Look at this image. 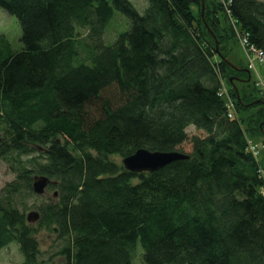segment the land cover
<instances>
[{
	"label": "trees",
	"instance_id": "trees-1",
	"mask_svg": "<svg viewBox=\"0 0 264 264\" xmlns=\"http://www.w3.org/2000/svg\"><path fill=\"white\" fill-rule=\"evenodd\" d=\"M0 8L21 30L17 49L0 33V159L14 173L0 250L16 242L14 264H264V159L248 145L264 144V96L229 58L242 39L264 58V0ZM139 148L187 157L128 170Z\"/></svg>",
	"mask_w": 264,
	"mask_h": 264
},
{
	"label": "rangeland",
	"instance_id": "rangeland-1",
	"mask_svg": "<svg viewBox=\"0 0 264 264\" xmlns=\"http://www.w3.org/2000/svg\"><path fill=\"white\" fill-rule=\"evenodd\" d=\"M130 1L134 4V6L137 8V10L140 13L144 12L145 7L147 6V0H130ZM221 18L223 19L222 15ZM3 32L7 34L12 46L15 49L21 46V41L19 39L21 36V30L16 18L14 17V15L8 14L2 8H0V33ZM229 58L235 64H240L247 67L251 58L255 68H249L251 75V79L249 81L250 85L253 87L255 82L259 80H261L264 83V62L258 60V57L255 55L254 52H247L240 42H237L233 45ZM263 83L259 82V84L262 87V91L264 89ZM259 84H257V86H259ZM228 88L229 87L226 84H223V87L220 88L219 92L222 95H226L229 92ZM228 102L229 104L226 102V105L229 107L230 112L232 113L231 110L233 109V102L232 101H228ZM187 131L189 135L193 134L194 132L196 133L200 132V130L199 129L197 130L193 125L188 126ZM248 142H249L248 144L249 149L253 152V154L256 157L257 154H259L258 156L260 157V159L262 158L264 159V144L258 142L259 146H257V144L254 142L253 139H249ZM183 149L185 151H190L191 145L188 141L183 143ZM9 168H10V163L0 159V187L4 184L5 181L11 179L14 174ZM260 173L264 176L263 170H260ZM45 195H46L45 197H48L51 195V193H46ZM39 201L40 199H38V197L30 199L31 203H38ZM32 209L36 210L34 206L29 210ZM44 244L45 242L42 244V246ZM21 259H22V255L18 251V244L16 242H11L7 247L0 250V264H14L15 262H19Z\"/></svg>",
	"mask_w": 264,
	"mask_h": 264
},
{
	"label": "water",
	"instance_id": "water-1",
	"mask_svg": "<svg viewBox=\"0 0 264 264\" xmlns=\"http://www.w3.org/2000/svg\"><path fill=\"white\" fill-rule=\"evenodd\" d=\"M184 157H187V155L178 151L160 152L139 148L130 155L124 157L122 163L128 170L140 172L144 170L159 169L173 159ZM49 181L50 179L44 175H35L33 190L37 193H43ZM38 217L39 213L37 211H30L27 214V219L30 222H34Z\"/></svg>",
	"mask_w": 264,
	"mask_h": 264
},
{
	"label": "built area",
	"instance_id": "built-area-1",
	"mask_svg": "<svg viewBox=\"0 0 264 264\" xmlns=\"http://www.w3.org/2000/svg\"><path fill=\"white\" fill-rule=\"evenodd\" d=\"M243 42L245 43L246 41H245V39H243ZM254 50V49H253ZM255 51V50H254ZM256 52H257V55H258V58L260 59V60H263L264 58H263V54H262V52L260 51V50H256Z\"/></svg>",
	"mask_w": 264,
	"mask_h": 264
}]
</instances>
